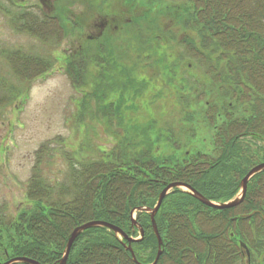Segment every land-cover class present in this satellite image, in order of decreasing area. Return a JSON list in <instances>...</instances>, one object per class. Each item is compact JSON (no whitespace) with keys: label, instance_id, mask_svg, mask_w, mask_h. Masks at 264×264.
I'll return each instance as SVG.
<instances>
[{"label":"trees","instance_id":"16d2710c","mask_svg":"<svg viewBox=\"0 0 264 264\" xmlns=\"http://www.w3.org/2000/svg\"><path fill=\"white\" fill-rule=\"evenodd\" d=\"M176 1L193 6L187 25L199 37V45L190 39L180 42L186 58L200 65L219 87L221 96L230 101L228 106L215 103L206 108V121L215 130L214 152L190 153L183 160L157 156L156 140L151 136L156 122L152 121L147 126L129 127L124 134L120 131L123 135L112 143L113 148L99 149L94 160L69 156L65 181H48L38 161L27 186L33 210L17 217L0 211V264L19 257L40 264H61L74 230L93 221L114 224L129 237L137 238L140 230L133 225L132 212L155 208L160 194L171 183L188 184L212 202L227 203L240 192L248 173L264 160L261 155L249 157L242 145L248 140L264 145V0ZM0 9L11 15L19 33L42 43L57 39L54 44L60 45L67 36L58 17L42 19L39 14L11 11L2 5ZM120 11L107 18L125 22L126 16L132 15L121 32H130L132 38L140 40L118 45L113 38L107 44L98 41L93 52L81 50L67 66L76 88L93 84L92 91L81 99L80 121H106L109 129L115 119L119 126L128 127L124 118L126 96H119L120 104L109 101L121 90L131 91L128 97L144 94L148 81H139L138 75L146 70L143 56L150 54L151 58L154 53L153 18ZM109 33L102 37L107 39ZM1 56L22 85L28 86L54 69L50 58L22 50L4 51ZM222 64L225 73H221ZM92 68L99 70L98 76L92 75ZM20 95L16 84L0 76V111L12 106ZM243 107V117L232 113ZM169 142L181 150L178 139L170 138ZM263 216L264 172L249 182L245 199L231 209L207 207L190 193L175 189L156 215L164 242L158 264H264ZM137 221L145 237L134 242L132 249L141 264L154 263L158 239L150 214L139 213ZM123 242L127 243L107 228L88 229L77 238L67 264H137ZM242 243L251 253V262ZM141 251L148 256L143 258ZM255 254L259 260L254 261Z\"/></svg>","mask_w":264,"mask_h":264},{"label":"rangeland","instance_id":"374dc122","mask_svg":"<svg viewBox=\"0 0 264 264\" xmlns=\"http://www.w3.org/2000/svg\"><path fill=\"white\" fill-rule=\"evenodd\" d=\"M21 1L0 0V6L12 11L11 5H21ZM61 2L63 7L58 12L52 13L50 7L48 14L53 19L58 17L67 32L60 45L54 44L57 39L45 44L29 34L19 33L13 27L11 15L0 9V76L8 78L21 90L20 98L13 105L0 111V211L12 217L35 207L27 198V186L38 161H41L40 167L48 181H65L69 173V156L94 160L98 158L99 149H112V143H116L119 135L129 127L147 126L152 121L156 122L151 136L156 140L154 151L157 156H175L183 160V156L194 152L212 154L215 130L206 121V108L215 103L219 106L230 104L204 69L186 58L180 46L185 39L199 45L197 32L187 25L189 14L193 12L190 3L176 0H61L58 4ZM119 11L122 14L144 13L153 18L156 22L151 39L154 53L151 58L148 57L150 54H141L146 70L139 72L138 80L146 78L148 81L144 94L138 98L128 97L131 91L121 90L109 101L120 104L119 96H126L124 118L128 127L119 126L115 119L113 128L109 129L106 121H80L81 99L92 91L93 84L76 88L69 78L67 66L73 55L81 50L93 52L98 41L107 44L113 38L112 42L118 45L123 41L140 40L132 38L134 34L130 32H121L132 15L126 16L125 22L116 17L110 29L105 30L110 32L107 39L100 36L98 25L102 18ZM9 50L50 58L54 69L32 84L22 85L1 56ZM220 70L226 72L224 64ZM91 72L93 76L99 74L97 68H92ZM243 110L244 107L232 113L243 117ZM120 131L123 134H119ZM170 138L179 140L181 150H176L169 142ZM242 145L249 157L264 156L263 144L248 140ZM119 238L124 240L120 235ZM141 252L143 258L148 256L147 252ZM249 260L252 261L251 253ZM255 260H259L257 254Z\"/></svg>","mask_w":264,"mask_h":264},{"label":"water","instance_id":"95a60500","mask_svg":"<svg viewBox=\"0 0 264 264\" xmlns=\"http://www.w3.org/2000/svg\"><path fill=\"white\" fill-rule=\"evenodd\" d=\"M263 170H264V163L253 168L242 181L241 195L238 198H236V199H234L228 203H224V204H219V203H215V202L210 201L209 199L204 197L200 192H198L196 189L192 188L188 184L181 183V182L171 183V184L167 185L165 187V189L162 191V193L160 194L158 203L155 206V208L152 209V208L142 207V208H139V209L132 212L131 217H132L133 225L140 230V238L133 239V238L129 237L120 227H118L114 224L104 222V221H93V222L84 224V225H82V226H80L74 230V232L72 233V235L69 239V242L67 244L66 252H65V255H64V258H63L61 264H67L69 257H70L71 250H72L74 243L76 242L77 238L84 231L91 229V228H96V227L107 228V229L113 231L116 235H120L122 238H124L126 240V242L128 243V246L125 245V247L127 248L128 251L131 252L134 262L137 264H141L138 261L134 250L132 249V244L134 242L142 241L145 237V231L136 219V217L139 213H149L150 214V219H151V223H152V226L154 229V233L158 239V253H157L156 260L153 263V264H157L158 261L160 260V257L163 254V250H162L163 239H162V236L160 234V231H159V228L157 225L156 215L158 214V212H159V210H160V208H161V206H162V204H163V202H164V200L168 194H170L175 189H179V190H183V191L190 193L192 197L199 200L202 204L206 205L207 207L217 209V210L231 209V208L237 207L238 205H240L243 202V200L245 199V197L247 195L248 183H249L250 179L253 178L255 175H257L258 173H260ZM242 247L246 250L247 256L250 259V251L248 250L247 246L244 243H242ZM17 263L40 264L37 261L31 260V259H28L25 257H19V258L12 259L5 264H17Z\"/></svg>","mask_w":264,"mask_h":264},{"label":"flooded vegetation","instance_id":"af4514ba","mask_svg":"<svg viewBox=\"0 0 264 264\" xmlns=\"http://www.w3.org/2000/svg\"><path fill=\"white\" fill-rule=\"evenodd\" d=\"M60 1L61 0H51V3H49L50 0H23V1H21L22 2L21 5H14V8L18 9V11L23 9V10H26L28 12L34 13L36 15L39 14L41 16V18L43 19V18H46L47 16H49L48 14H49L50 7L53 8V10H51L52 13L59 11L61 3L60 4H58V3ZM50 4H53V6H51ZM111 25H112V20L110 18H105V19L101 20V23L98 26L101 29V33H102L103 31L110 28ZM263 162H264V160L261 161L259 164H261ZM263 172L264 171L258 173V175L262 174ZM257 176H255V177H257Z\"/></svg>","mask_w":264,"mask_h":264}]
</instances>
